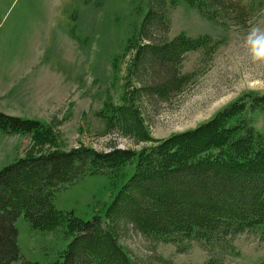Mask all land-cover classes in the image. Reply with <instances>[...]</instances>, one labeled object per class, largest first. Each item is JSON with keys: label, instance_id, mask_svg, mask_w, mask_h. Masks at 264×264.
I'll return each mask as SVG.
<instances>
[{"label": "trees", "instance_id": "16d2710c", "mask_svg": "<svg viewBox=\"0 0 264 264\" xmlns=\"http://www.w3.org/2000/svg\"><path fill=\"white\" fill-rule=\"evenodd\" d=\"M181 3L219 24L228 17L240 22L247 11L242 0H147L113 61L115 75L126 64L120 102L107 101L97 117L109 131L151 146L64 150L56 121L0 112L2 134L30 138L25 156L0 170V264H38L22 256L20 217L33 230L71 240L56 264H138L121 243L132 231L179 251L198 243L212 254L232 249V239L246 232L261 230L264 239V127L253 119L264 113V93H245L198 127L166 139L149 130V107L182 95L190 83L182 72L186 55L212 41L208 35L169 38L171 11ZM94 175L120 185L104 216L84 220L56 207L60 192Z\"/></svg>", "mask_w": 264, "mask_h": 264}, {"label": "rangeland", "instance_id": "374dc122", "mask_svg": "<svg viewBox=\"0 0 264 264\" xmlns=\"http://www.w3.org/2000/svg\"><path fill=\"white\" fill-rule=\"evenodd\" d=\"M147 0H0V112L20 118L56 121L64 150L80 145L98 151L113 147L140 151L138 143L97 117L107 101L119 104L126 64L115 75L113 61L140 24ZM247 7L240 22L221 24L203 18L185 3L171 11L169 38L208 35L210 47L189 52L182 66L190 83L182 95L149 107L147 123L155 139L192 130L248 92L264 93V62L253 61L246 39L252 27L264 30V0H242ZM229 19V21H228ZM264 127V113L253 116ZM30 138L0 132V170L25 156ZM132 172V168L128 169ZM120 185L94 175L60 192L55 205L76 217L104 216ZM16 226L26 262L56 264L70 243L56 233L33 230L24 217ZM138 264H261V230L232 239V249L213 254L198 243L185 251L157 243L132 231L121 239ZM14 264H24L19 261Z\"/></svg>", "mask_w": 264, "mask_h": 264}, {"label": "clouds", "instance_id": "9594fccd", "mask_svg": "<svg viewBox=\"0 0 264 264\" xmlns=\"http://www.w3.org/2000/svg\"><path fill=\"white\" fill-rule=\"evenodd\" d=\"M246 44L253 61L264 62V30L256 26L252 27Z\"/></svg>", "mask_w": 264, "mask_h": 264}]
</instances>
